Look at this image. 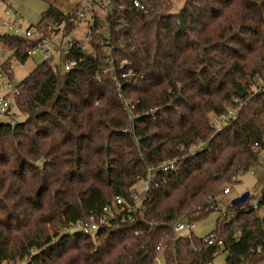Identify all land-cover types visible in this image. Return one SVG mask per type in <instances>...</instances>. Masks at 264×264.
<instances>
[{
    "label": "trees",
    "instance_id": "obj_1",
    "mask_svg": "<svg viewBox=\"0 0 264 264\" xmlns=\"http://www.w3.org/2000/svg\"><path fill=\"white\" fill-rule=\"evenodd\" d=\"M47 1L35 26L65 21L71 30L72 16ZM133 1L130 43L118 55L132 75L97 78L100 51L77 45L70 58L86 60L74 71L42 61L19 83L14 123L0 122V264H156L161 253L164 264H213L220 250L225 264H264V199L252 207L254 193L230 203L205 237L174 231L216 211L226 184L262 165L253 146L264 144V89L249 90L264 75V0H183L178 11L173 0ZM0 41L25 62L23 38ZM235 97L247 104L217 132L211 115ZM175 156L176 172L159 173L132 221L91 235L68 230L116 196L128 199L150 168ZM211 234L222 247L208 244Z\"/></svg>",
    "mask_w": 264,
    "mask_h": 264
},
{
    "label": "built area",
    "instance_id": "obj_2",
    "mask_svg": "<svg viewBox=\"0 0 264 264\" xmlns=\"http://www.w3.org/2000/svg\"><path fill=\"white\" fill-rule=\"evenodd\" d=\"M133 5L135 8L141 6L139 0H134ZM130 9L127 0H78L72 12L68 13L72 16L73 28L71 30L67 29L68 26L65 21L57 25L50 24L47 28L41 26L40 28L36 26L24 28V20L21 14L10 10L5 11V15L0 17V26L7 33L23 38L29 44L28 57H42L43 61H47L51 67L57 71L59 70L62 74L74 71L82 62H85L86 59L81 56L70 58L74 54L76 46L81 45L86 54L95 55L100 51L102 58H104L105 67L96 73L97 78L100 79L102 75H115L124 78L132 75V69L128 67L130 60L118 55L130 43L126 37ZM82 22L87 26L85 35L83 38H77L75 36L77 27ZM12 58L19 61L15 57ZM56 59H59V61L56 62ZM13 76L11 58L7 61L0 60V112L8 118V123H14V120L10 117L13 113L11 106L21 90L19 83H14ZM255 86V88L249 90V93L264 89V75L257 76ZM118 90H120V86ZM247 101V98L241 100L240 97H235L233 100L235 104L227 105L223 113L216 114L212 118L216 131H222L225 127L230 126L236 120L241 107L247 104ZM127 106L135 107L129 102ZM202 147V143L193 144L189 149V153H194ZM259 148L264 152V144L257 142L253 149L257 150ZM179 161V157L175 156L163 160L157 166H153L148 170V174L139 181L143 184L141 192L137 188L138 183H136L132 187L128 199L121 195L116 196L111 202L104 204L100 210L91 212L69 225L68 230L70 232L81 231L91 235L104 227L111 226L114 220L132 221L134 214L142 209L144 197L150 189V185L156 181L159 173L176 172ZM235 181V178H233L232 181L226 184L223 191L224 196L231 192L233 189L232 184ZM262 184L261 190L256 194L257 196L250 200V205L254 208L258 207L259 199H264V181ZM216 199L219 202L216 206L217 211L226 215L227 207L222 205V202L218 200V196ZM262 211L264 212V206ZM194 226L195 222L190 223L187 220H180L175 225L174 231L179 235L185 231L193 230ZM216 239L217 236L211 234L207 242L211 245L217 241L219 246L222 247V241ZM156 250L159 253L162 252L160 246ZM161 256L162 253L159 257ZM15 264H25V261H18ZM161 264H164V261Z\"/></svg>",
    "mask_w": 264,
    "mask_h": 264
},
{
    "label": "rangeland",
    "instance_id": "obj_3",
    "mask_svg": "<svg viewBox=\"0 0 264 264\" xmlns=\"http://www.w3.org/2000/svg\"><path fill=\"white\" fill-rule=\"evenodd\" d=\"M78 0H56L55 7H57L59 10H62L65 13L72 12V9L77 4ZM174 7L175 11H178L183 4V0H174ZM49 7V2L47 0H0V17L5 15V11H17L21 14L24 20V28H27L28 26H35L40 22V19L42 18V14L45 12V10ZM86 24L84 22L80 23L77 27V31L75 36L77 38H83L85 35V29ZM12 35L0 26V35ZM11 55L10 52V46L5 45L3 42L0 41V60L7 61ZM11 56V61L13 62V72H14V83H20L23 79H25V76L29 74L37 65L41 64L42 57H27L25 59L24 63H21L19 61L14 60ZM59 59H56V62H58ZM256 81V78L254 82ZM256 83H254V87L256 86ZM251 88V89H253ZM14 110V108H13ZM21 117V116H20ZM215 117L214 114L211 115L212 118ZM8 118L0 112V122L7 121ZM264 178V154L262 155V165L258 167V170H255L253 172H247L245 174H242L241 177L238 179V181L234 184H232L233 189L230 193L226 194L225 196L223 194L218 196V200L222 202V205L224 207H229L231 200L235 197L242 195L245 191H250L251 193L258 194L262 187V181ZM142 182H138L137 188L141 192L142 191ZM220 213L216 210L211 212L208 216L202 218V220L196 221L194 229L192 230L193 235H196L198 237H205L207 236L211 231L215 230L218 217ZM223 215V214H222ZM188 231H185L183 233H186ZM75 233V232H72ZM227 257V253L223 250H220V252L216 255V257L213 260V264H225V260ZM164 261V258L161 256L159 257V260H157L156 264H161ZM4 264H12V263H4Z\"/></svg>",
    "mask_w": 264,
    "mask_h": 264
},
{
    "label": "water",
    "instance_id": "obj_4",
    "mask_svg": "<svg viewBox=\"0 0 264 264\" xmlns=\"http://www.w3.org/2000/svg\"><path fill=\"white\" fill-rule=\"evenodd\" d=\"M249 196H250V191H245L242 193V195H239V196L235 197L234 199H232L231 204L234 206L241 205L242 203L246 202V200L249 198Z\"/></svg>",
    "mask_w": 264,
    "mask_h": 264
},
{
    "label": "crops",
    "instance_id": "obj_5",
    "mask_svg": "<svg viewBox=\"0 0 264 264\" xmlns=\"http://www.w3.org/2000/svg\"><path fill=\"white\" fill-rule=\"evenodd\" d=\"M10 52H11V55H10V57H9V58H11V56H12V53H13V50H12V48H10Z\"/></svg>",
    "mask_w": 264,
    "mask_h": 264
}]
</instances>
